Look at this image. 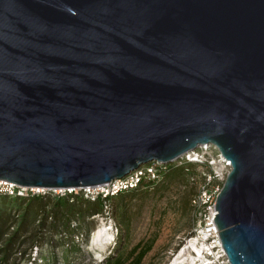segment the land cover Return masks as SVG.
<instances>
[{
    "label": "water",
    "instance_id": "1",
    "mask_svg": "<svg viewBox=\"0 0 264 264\" xmlns=\"http://www.w3.org/2000/svg\"><path fill=\"white\" fill-rule=\"evenodd\" d=\"M216 145L231 264H264V0H0V179L82 187Z\"/></svg>",
    "mask_w": 264,
    "mask_h": 264
},
{
    "label": "rangeland",
    "instance_id": "2",
    "mask_svg": "<svg viewBox=\"0 0 264 264\" xmlns=\"http://www.w3.org/2000/svg\"><path fill=\"white\" fill-rule=\"evenodd\" d=\"M191 167L196 169L195 164ZM158 184L156 189L141 187L134 192H127L119 199L113 198L105 205L103 212L87 216L85 220L73 219V224L81 223L84 225L83 231L87 232L74 233L67 238L50 230L54 220L53 207L58 203L60 195L48 194L41 202L43 210L32 221L29 230L23 231L19 238L30 237L29 240L18 241L8 261H1L0 264H96L112 253L119 243L123 247L121 252L131 258L130 250L139 241L144 244L152 242V248L140 264H168L195 228L196 221L190 202L195 184L183 174L178 177L166 176L165 181ZM33 196L36 195L15 199L13 196H0L2 215H9L10 218L5 224L8 229L0 237V248L6 245L19 226L27 200ZM46 213L48 216L44 230L38 238L39 227ZM102 224L110 227L113 236L105 248L100 250L92 247V235ZM37 238L40 247L34 242ZM66 242L70 243L69 248L64 246ZM2 256L3 251L0 249V258Z\"/></svg>",
    "mask_w": 264,
    "mask_h": 264
},
{
    "label": "built area",
    "instance_id": "3",
    "mask_svg": "<svg viewBox=\"0 0 264 264\" xmlns=\"http://www.w3.org/2000/svg\"><path fill=\"white\" fill-rule=\"evenodd\" d=\"M187 162H192L196 168L193 170L191 167L188 170L187 179L195 184V191L191 196L190 202L193 207L196 224L187 239L196 237L198 240L197 243L200 247L201 255H198L197 264H231L222 247L218 228L213 218V214L216 213L215 199L222 187L226 174L231 169V164L220 149L212 143L200 145L175 161L177 164H185ZM166 167L167 164L151 161L108 183L82 187L48 188L27 186L0 179V193L19 196L52 193L63 196L68 193L82 191L85 196L95 198L99 194L107 196L138 187L145 180L157 181L161 179L162 172ZM36 244L38 247L41 246L38 243ZM66 246H70V243L66 242ZM194 251L196 250L194 249Z\"/></svg>",
    "mask_w": 264,
    "mask_h": 264
},
{
    "label": "trees",
    "instance_id": "4",
    "mask_svg": "<svg viewBox=\"0 0 264 264\" xmlns=\"http://www.w3.org/2000/svg\"><path fill=\"white\" fill-rule=\"evenodd\" d=\"M191 165H193L192 162H187L185 164H177L175 162H171L167 164L166 169L162 172L161 179L155 181V180H145L143 181L138 187L129 189V190H123L120 191L117 194L107 195L103 196L102 194L98 195L95 198L87 197L84 195L83 192H73L68 193L67 195H63L58 197V203L54 205L53 207V221L51 222V228L50 230L53 231V233H60L61 236L67 238L72 236L74 233L84 232V225L81 223L73 224V219H86L87 216H91L98 212H103L105 205L108 204V202L113 198H121L124 197L127 192L129 191H136L141 187H146L150 189H156L160 181H165L166 176H172V177H178V176H186L188 178V170L191 168ZM51 194V193H48ZM36 195L28 198L25 210L22 216V220L17 226L16 230L11 234L8 241L6 242V245L1 247L0 249L3 251V256L0 258L1 261H5V263L8 261L10 255L13 252V247L16 245V243L24 242L29 240L30 237H27L25 239H19L22 232L25 230H29L32 221L35 220L39 214L40 211L43 210L41 206V202L44 201V198L48 195ZM5 196V198H9L10 196H13L19 198H26V196H19V195H9L6 193H0V196ZM38 201V203L36 202ZM48 214L46 213L45 218L42 220V223L39 227V236H41L44 226H45V219L47 218ZM10 220L9 215L3 216L2 210L0 207V237L6 230L8 229V226H5V224ZM87 232V231H86ZM52 233V232H51ZM38 238L34 240L36 243L41 245V243L38 241ZM121 238V237H120ZM124 238V237H123ZM65 246V244H64ZM67 248H69L67 246ZM121 243H119L118 246H116V249L107 255L105 259L96 264H140L145 254L152 248V242H149L147 244L142 243L141 241L137 242L130 250V256L131 258L124 255L123 252H121ZM130 258V259H129Z\"/></svg>",
    "mask_w": 264,
    "mask_h": 264
},
{
    "label": "bare ground",
    "instance_id": "5",
    "mask_svg": "<svg viewBox=\"0 0 264 264\" xmlns=\"http://www.w3.org/2000/svg\"><path fill=\"white\" fill-rule=\"evenodd\" d=\"M110 227L102 224L94 231L92 235V247L103 250L107 242L112 239V234L109 231ZM197 238L192 237L186 240L181 248L178 249L175 257L168 264H197L201 255L200 247L197 243ZM194 249L197 251H194ZM98 253L100 252L97 250Z\"/></svg>",
    "mask_w": 264,
    "mask_h": 264
}]
</instances>
